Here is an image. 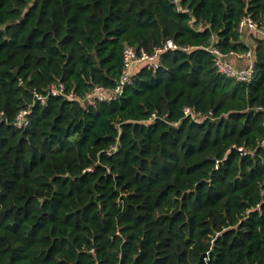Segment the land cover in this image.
I'll use <instances>...</instances> for the list:
<instances>
[{
	"label": "trees",
	"instance_id": "16d2710c",
	"mask_svg": "<svg viewBox=\"0 0 264 264\" xmlns=\"http://www.w3.org/2000/svg\"><path fill=\"white\" fill-rule=\"evenodd\" d=\"M246 13L264 0H0V264H264V39L248 83L209 51L248 48ZM59 85L77 99L34 101Z\"/></svg>",
	"mask_w": 264,
	"mask_h": 264
},
{
	"label": "built area",
	"instance_id": "2783aa9c",
	"mask_svg": "<svg viewBox=\"0 0 264 264\" xmlns=\"http://www.w3.org/2000/svg\"><path fill=\"white\" fill-rule=\"evenodd\" d=\"M177 2L178 0H174ZM237 33L241 41L247 45V49L244 52L230 51L229 53H222L216 48H209V51L213 55V66L217 73L230 77L238 82L248 83L255 72L253 51L248 43V39L253 36L264 39V13L261 17L255 18L250 13L244 14L237 26ZM178 46L171 40L167 39L162 45L153 47L151 52H147L144 49H137L132 45H124L122 49V67L119 79L113 88L107 89L99 85H94L87 91L82 97L83 101H90L95 103L96 101H110L121 95L123 88L126 84L132 80L133 71L140 65H146L149 68L155 69L159 66V58L161 53L168 49H176ZM187 49V47H184ZM232 55L236 57L246 58L247 63L243 67H237L227 60V56ZM48 94L51 95H64L69 100H76L77 97L72 93H65L63 86H51L47 94L43 95L39 92L34 91V101H39L41 104L45 103ZM29 112L28 108H21L14 119V126L22 128L28 124L27 115ZM184 115H195L190 108L185 107L183 109ZM155 118V114L151 115L150 119ZM264 144V140L261 141ZM115 145L109 148V151H114ZM241 150V148H240Z\"/></svg>",
	"mask_w": 264,
	"mask_h": 264
},
{
	"label": "crops",
	"instance_id": "0c3cea01",
	"mask_svg": "<svg viewBox=\"0 0 264 264\" xmlns=\"http://www.w3.org/2000/svg\"><path fill=\"white\" fill-rule=\"evenodd\" d=\"M248 43L251 47H253L254 43H253L252 38L248 39ZM227 60L237 67H243L247 63L246 58L236 57V56H232V55L227 56Z\"/></svg>",
	"mask_w": 264,
	"mask_h": 264
}]
</instances>
